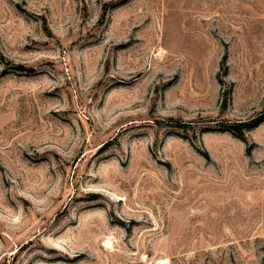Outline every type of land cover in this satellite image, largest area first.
Segmentation results:
<instances>
[{"label": "rangeland", "instance_id": "1", "mask_svg": "<svg viewBox=\"0 0 264 264\" xmlns=\"http://www.w3.org/2000/svg\"><path fill=\"white\" fill-rule=\"evenodd\" d=\"M0 264H264V0H0Z\"/></svg>", "mask_w": 264, "mask_h": 264}, {"label": "trees", "instance_id": "2", "mask_svg": "<svg viewBox=\"0 0 264 264\" xmlns=\"http://www.w3.org/2000/svg\"><path fill=\"white\" fill-rule=\"evenodd\" d=\"M260 121H261V120H256L255 122H256V123H260ZM240 135H241V134H240Z\"/></svg>", "mask_w": 264, "mask_h": 264}]
</instances>
